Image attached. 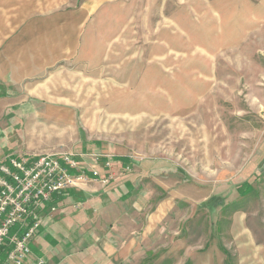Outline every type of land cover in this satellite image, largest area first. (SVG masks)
<instances>
[{"label":"rangeland","instance_id":"374dc122","mask_svg":"<svg viewBox=\"0 0 264 264\" xmlns=\"http://www.w3.org/2000/svg\"><path fill=\"white\" fill-rule=\"evenodd\" d=\"M1 41L0 153L114 175L28 264H264V0H0Z\"/></svg>","mask_w":264,"mask_h":264},{"label":"built area","instance_id":"2783aa9c","mask_svg":"<svg viewBox=\"0 0 264 264\" xmlns=\"http://www.w3.org/2000/svg\"><path fill=\"white\" fill-rule=\"evenodd\" d=\"M106 167L110 162L105 163ZM80 168L68 154L29 157L7 156L0 160V264H25L30 240L42 224V211L56 208L53 197L99 179L95 167ZM107 183L108 180L102 179ZM34 264H44L37 259Z\"/></svg>","mask_w":264,"mask_h":264},{"label":"crops","instance_id":"0c3cea01","mask_svg":"<svg viewBox=\"0 0 264 264\" xmlns=\"http://www.w3.org/2000/svg\"><path fill=\"white\" fill-rule=\"evenodd\" d=\"M1 44L2 45H0V86L2 88V87H6L5 67L8 64V62H7V58L4 55L5 46H3V41H1ZM33 58L34 57L28 55L27 51H25L24 57H21L20 60H25L24 63L28 64L32 62ZM20 60L17 62L19 65L22 64V61ZM1 92L5 93L4 91H0V93ZM0 98L2 97L0 96ZM6 102H7L6 98L0 99V118L3 117V114L6 110L5 109ZM0 125H1L0 128H2V121H0ZM5 153L6 152L0 153V160L3 159L5 156L9 155V153L8 154ZM107 161L110 160L99 159L97 160V162L91 161L92 163L89 162L87 164L88 165L87 170H89L91 167H95L97 169L100 175L99 179L86 182L84 185H81L79 187L80 189L79 191L76 188H73L66 190L61 194L53 197V199L56 197L55 199L59 201L60 208L58 207L59 208L58 210L55 208L53 212H50L48 210L49 207L48 204L47 207L43 210L42 214L49 213V215L50 214L51 215L49 216L44 214L39 231L29 242L32 250H35L36 247H39L41 250H47L49 244L46 243L45 241L46 235L53 230L55 231L56 228L57 230L61 229L62 232L64 231H67V233L69 232L68 234L69 242L74 241V243H77L79 240L83 239L84 237H88L91 239L92 237L91 231L93 230L92 229L93 224L96 225V228L99 230V233L100 231L104 232V228H107L108 225L110 224L109 213L107 211L108 209L106 211L105 209L112 201H109L110 200L109 198H111L110 190L108 189V187H110V184L102 182V179L107 178V180L109 181V179L114 178V175H112L111 162L109 167L105 166V163ZM94 187L95 188L97 187L98 189H95ZM94 191L97 193L92 194L91 192ZM76 194L79 195V198L76 196ZM67 208L69 210H76V211L72 214V216H70L71 214L69 215L68 213L64 212V210H66ZM95 216H100V217H98L95 221H92V219H94ZM67 233H65V236H68ZM97 238L98 237H94L95 240ZM100 238H104V236ZM103 248H105V245ZM42 252L44 253L46 251H42ZM31 255H32V251L29 256ZM27 262L28 261H26L25 264H28Z\"/></svg>","mask_w":264,"mask_h":264}]
</instances>
